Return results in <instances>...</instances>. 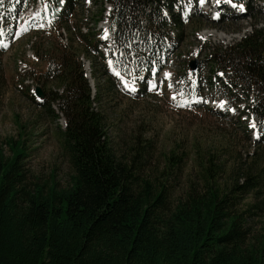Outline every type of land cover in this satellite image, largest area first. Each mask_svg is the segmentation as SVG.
<instances>
[{"label": "trees", "instance_id": "obj_1", "mask_svg": "<svg viewBox=\"0 0 264 264\" xmlns=\"http://www.w3.org/2000/svg\"><path fill=\"white\" fill-rule=\"evenodd\" d=\"M106 1L112 5L111 23L119 25L136 19L146 5H156L149 36L160 43L167 39L161 34V8L177 0ZM176 27L183 25L176 21ZM93 36H81L87 53L97 49ZM57 59L39 78L44 99L38 106L58 120L56 104L64 117L63 147L73 175L66 188L54 180L33 184L26 171L24 136L7 142L10 156L0 147V264H264V230L254 236L247 225L248 217L264 213V164L259 173L253 167L259 151L250 155L257 161L238 168L237 174L231 170L237 176L233 183H222L226 165L197 150L199 178L170 205L164 179L185 156L172 151L160 179L142 175L150 148L136 140L128 158L118 156L105 118L94 107L101 88L93 99L73 46L64 45ZM203 63L211 64L213 77L221 72L227 79L222 98L228 106L238 108L251 97L248 109L264 147V28L232 47L210 50ZM180 75L182 81L189 78L188 65ZM55 79L62 94L46 89ZM245 129L247 133V125ZM244 194L257 201L250 211L240 209Z\"/></svg>", "mask_w": 264, "mask_h": 264}, {"label": "rangeland", "instance_id": "obj_2", "mask_svg": "<svg viewBox=\"0 0 264 264\" xmlns=\"http://www.w3.org/2000/svg\"><path fill=\"white\" fill-rule=\"evenodd\" d=\"M245 1H249L251 9L244 17L227 15L215 21L205 6L200 10L193 9L196 14L188 16L182 29L169 26L166 32L171 33L174 40L177 36L179 38V41H174L175 47L167 49L162 46L152 49L145 56L146 60L156 62L151 77L155 76L158 80V88L154 89L153 85L156 84L152 81L147 92L138 95L125 91L117 79L108 75L103 65L105 63L100 58L94 59L91 53L85 52V44L78 30L82 28L84 34L88 30L94 34L98 32L103 24L98 23L102 20L103 0H74L75 10L66 25L71 33H64L63 43L56 35L37 32L11 37L9 46L0 49V147L4 154L10 156L7 142L19 140L22 134L28 150L25 164L29 181L43 184L54 180L62 188L70 184L73 169L63 147L64 117L54 104L53 110L60 118H53L51 113L38 106L42 101L32 93L33 88L41 87L39 78L46 73L50 64L58 60L63 46L70 45L80 60L84 57L83 60L90 63L95 90L101 88L100 100L95 102L94 107L105 118L108 135L118 156L128 158L134 142L141 141L150 148L143 161L142 175L158 179L165 169L166 157L172 151H176L179 157L185 156L175 172L164 179L169 190L170 205L184 198L191 184L198 180L200 169L195 160L199 149L204 154H214L219 164L226 165L225 172L220 176L222 183L234 182L237 176L232 177L231 170L236 173L238 168H245L251 165V161H257L250 157L256 151H259L260 158L253 167L259 173L261 164H264V147L254 143L258 136L250 127L254 122L249 116L241 120L237 110L228 112L223 107L221 98L224 88L217 87L225 82L218 80L217 85L210 88L211 64L203 63L210 50L232 47L256 28H264V0ZM186 2L188 0L183 1ZM211 5L217 6L215 0ZM224 11L228 9H221L220 13ZM145 41L148 44V39ZM145 41L142 32H139L122 35L116 43L114 53L120 51L116 58L117 70L128 81L133 82L134 63H126L119 55L127 58L128 54L139 52L144 49ZM181 55L184 57L182 60ZM195 60L199 62V67L192 77L198 83L202 96L208 100L203 101L205 107H198L187 100L190 98L188 94L193 91L186 89V84L180 78L184 66H189ZM146 62V65L150 64ZM23 64L29 65L33 72H28L29 68L23 69ZM161 76L166 80L160 81ZM46 89L59 94L64 90L56 79L49 82ZM217 109H222L224 113L217 112ZM245 122L247 129L252 128V133H246ZM256 202L251 194H244L240 209L250 211L249 207ZM247 220L254 236L263 232L264 213L261 217H248Z\"/></svg>", "mask_w": 264, "mask_h": 264}, {"label": "snow or ice", "instance_id": "obj_3", "mask_svg": "<svg viewBox=\"0 0 264 264\" xmlns=\"http://www.w3.org/2000/svg\"><path fill=\"white\" fill-rule=\"evenodd\" d=\"M61 2H63V0H61ZM200 2H201V4H203L205 2V0H200ZM215 2L217 4H220L222 2V0H215ZM223 2L228 3V4H231L232 7H239L240 9H243V5H237V4H235V3H233V0H223ZM217 18H219V14H217ZM105 39H107V33L105 34ZM202 39H203V37H202ZM4 46L7 47V45H4ZM111 64H112V61H109V65H111ZM116 75L117 76H120V73L119 72H116ZM166 75H170V74H166ZM127 86L128 85L126 84V87ZM169 86L171 87V85H169ZM153 87H155V85H153ZM130 90L131 91H135V87L134 86L131 87ZM173 99H175V96L173 97ZM250 127H252L255 130L257 126H256L255 123H253V124L250 125ZM257 138H259V136H257Z\"/></svg>", "mask_w": 264, "mask_h": 264}, {"label": "water", "instance_id": "obj_4", "mask_svg": "<svg viewBox=\"0 0 264 264\" xmlns=\"http://www.w3.org/2000/svg\"><path fill=\"white\" fill-rule=\"evenodd\" d=\"M198 64H199V63H198L197 60L191 62V63H190V69L193 70V71H195V70L197 69V67H198ZM36 93H37V96H38V97H40V98H43V97H44L43 91H42V89H41L40 87H38V88L36 89Z\"/></svg>", "mask_w": 264, "mask_h": 264}, {"label": "bare ground", "instance_id": "obj_5", "mask_svg": "<svg viewBox=\"0 0 264 264\" xmlns=\"http://www.w3.org/2000/svg\"><path fill=\"white\" fill-rule=\"evenodd\" d=\"M28 48V47H27ZM23 67V66H22ZM24 69V68H23ZM128 86L127 87H130L131 84H129L128 82L126 83Z\"/></svg>", "mask_w": 264, "mask_h": 264}]
</instances>
